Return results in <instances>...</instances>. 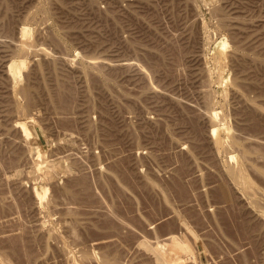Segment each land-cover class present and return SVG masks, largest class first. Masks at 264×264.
I'll use <instances>...</instances> for the list:
<instances>
[{
  "label": "rangeland",
  "instance_id": "rangeland-1",
  "mask_svg": "<svg viewBox=\"0 0 264 264\" xmlns=\"http://www.w3.org/2000/svg\"><path fill=\"white\" fill-rule=\"evenodd\" d=\"M0 264H264V0H0Z\"/></svg>",
  "mask_w": 264,
  "mask_h": 264
},
{
  "label": "bare ground",
  "instance_id": "bare-ground-1",
  "mask_svg": "<svg viewBox=\"0 0 264 264\" xmlns=\"http://www.w3.org/2000/svg\"><path fill=\"white\" fill-rule=\"evenodd\" d=\"M12 67H15V65H12ZM62 98H63V97H62ZM253 114H254V113H253ZM221 117H223V116H221ZM222 120H223V119H222ZM199 129H200V128H199ZM199 129H198V127H197V130H199ZM200 130H201V129H200ZM200 130H199V131H200ZM121 161H122V160H121ZM181 168H182V167H181ZM183 169H184V168H183ZM240 175H241V174H240ZM238 177H239V176H238ZM239 178H240V177H239ZM241 179H242V177H241ZM242 181H243V180H242Z\"/></svg>",
  "mask_w": 264,
  "mask_h": 264
}]
</instances>
